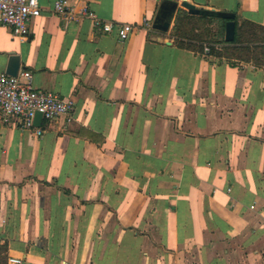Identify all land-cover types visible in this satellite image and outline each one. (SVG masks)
Instances as JSON below:
<instances>
[{"label":"crops","instance_id":"crops-1","mask_svg":"<svg viewBox=\"0 0 264 264\" xmlns=\"http://www.w3.org/2000/svg\"><path fill=\"white\" fill-rule=\"evenodd\" d=\"M38 1L0 73L14 52L73 110L0 119V264H264V67L179 48L162 0H85L125 41ZM188 1L264 27V0Z\"/></svg>","mask_w":264,"mask_h":264},{"label":"built area","instance_id":"built-area-1","mask_svg":"<svg viewBox=\"0 0 264 264\" xmlns=\"http://www.w3.org/2000/svg\"><path fill=\"white\" fill-rule=\"evenodd\" d=\"M51 8L60 18L69 21L90 20L95 29L109 33L116 28L121 41L128 39L133 31L130 24H116L100 19L85 0H54ZM42 7L38 0H0V26L8 27L14 37L27 32L31 19L40 16ZM148 25V24H147ZM150 27V26H148ZM207 49L205 52L207 53ZM73 102L58 95L34 88L32 74L21 71L16 76L0 73V119H16L21 129H33L37 135L43 132L34 125V116L40 113L42 120L64 118L70 121ZM11 264H20L19 259H9Z\"/></svg>","mask_w":264,"mask_h":264},{"label":"trees","instance_id":"trees-1","mask_svg":"<svg viewBox=\"0 0 264 264\" xmlns=\"http://www.w3.org/2000/svg\"><path fill=\"white\" fill-rule=\"evenodd\" d=\"M225 21L211 17L189 15L179 9L175 15L170 36L181 48L198 53L207 49V55L219 59L252 60L255 65L264 62V27L235 20V38L224 42Z\"/></svg>","mask_w":264,"mask_h":264},{"label":"water","instance_id":"water-1","mask_svg":"<svg viewBox=\"0 0 264 264\" xmlns=\"http://www.w3.org/2000/svg\"><path fill=\"white\" fill-rule=\"evenodd\" d=\"M179 9H184L189 15L211 17L225 21L224 24V42H232L235 38V15L231 12L216 11L204 9L196 6L188 0L180 2L174 0H162L158 6L151 27L160 33H167L172 27L175 15ZM20 70V57L14 52L9 53L5 73L9 76H16ZM42 116L36 113L34 116V125H41Z\"/></svg>","mask_w":264,"mask_h":264}]
</instances>
